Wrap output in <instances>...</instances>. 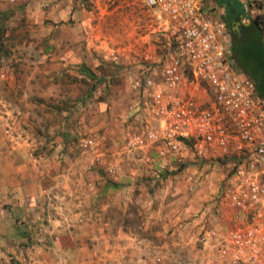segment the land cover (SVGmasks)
Instances as JSON below:
<instances>
[{
    "label": "rangeland",
    "instance_id": "rangeland-1",
    "mask_svg": "<svg viewBox=\"0 0 264 264\" xmlns=\"http://www.w3.org/2000/svg\"><path fill=\"white\" fill-rule=\"evenodd\" d=\"M8 2L5 10L0 11V23L4 30L0 33V92L12 99L7 102L0 100V110L12 108L14 113L3 127V119H0V127L7 136L4 128L8 123L11 124L14 136L12 139L21 141L20 154L26 156L50 157V153H54L53 157L67 169L69 165L64 157L72 158L78 152L84 157L94 158L99 174L97 191L90 188L91 184L87 179L81 185L70 184L66 196L60 199L62 203L59 202L66 213L73 215L74 223L96 222L103 232L113 234V238L108 241L98 240L95 251L99 258L92 264H142L138 260V253L143 254L145 264H201V253L197 251L203 247L198 243L203 244L208 237L212 239L211 247L221 263L243 264L234 256L232 244H228L226 251H223L222 234L231 229V220L230 227L226 229L215 223L208 230V235L204 226L195 248L190 244H175L187 235L186 223L191 216L199 217L201 225H208V217L219 213L217 190L220 184L216 174L226 173L230 167L216 164L207 166L206 171L198 173L204 168V165H198L195 166L196 173L194 166H188L183 161L186 156L177 155L173 158L175 163L171 164L160 159L155 144L138 146L134 143L137 136L147 126L155 128L157 122L153 116L137 108L136 94H131L129 101L122 89L119 90L113 83L115 80L120 82L119 69L122 67L125 72L131 73L141 70L140 56L148 48L140 51L142 41L139 37L148 35L152 44L158 46V50L165 51L168 40L164 35L160 12L146 6L143 0L66 1L65 7L68 9L80 8L84 14L89 12L93 15L91 25L102 36L103 45L109 44L114 48L130 45L133 48L126 57L131 63L126 61L124 66L109 65V59L101 55L98 59L100 63L92 66L98 68L97 78L87 63L81 64L78 69H61L56 64L57 59H51L54 54L45 57L44 53L49 51L48 32L51 34L59 28L57 21L51 23L52 19L49 18L51 14H57L59 8L56 5L51 7L46 0ZM72 22V19L64 21V26L67 28ZM64 26L61 28H65ZM55 34L54 42L57 41V33ZM142 44L147 46V43ZM11 63L15 65L11 70L16 94H10L14 90L5 83V78L9 75L6 65ZM139 63V69L135 68ZM111 67L116 73L108 77V81L114 80L110 81L109 86L104 75L108 74ZM46 78H51L52 84H47L44 81ZM28 79L31 81L27 82ZM95 89H98L97 98L93 94ZM108 94V102L115 98L111 102L113 117L109 113L106 99ZM48 108L52 111V116H42L41 112ZM22 111L32 112L33 117L26 123L21 121L18 124ZM61 113L65 115L61 116ZM91 115L96 117L92 131L88 124ZM81 117L83 121L79 123ZM60 124H63V128ZM49 125H54L56 133L48 129ZM57 142L65 143L66 147L53 152L54 146L51 145ZM210 169L213 174L209 181L205 179V175L211 174ZM185 189L198 197L209 194L206 199L202 197L190 202V197L185 196ZM192 205L197 208L193 212ZM31 242L29 245L26 242L19 243L18 247L23 255L25 252L40 254L52 247L51 243L40 241L36 237ZM91 242L88 239L84 244L71 247H75V252H81L80 248L85 245L88 250L91 249ZM108 242L112 245L109 246Z\"/></svg>",
    "mask_w": 264,
    "mask_h": 264
},
{
    "label": "built area",
    "instance_id": "built-area-1",
    "mask_svg": "<svg viewBox=\"0 0 264 264\" xmlns=\"http://www.w3.org/2000/svg\"><path fill=\"white\" fill-rule=\"evenodd\" d=\"M143 2L160 12L168 46L160 54L143 52L141 73H127L137 108L157 122L134 143L155 144L164 160L188 150L199 163L229 166L217 190V210L223 204L232 209V227L221 238L223 251L232 244L239 262L260 264L264 260V100L254 80L236 66L227 24L206 8L204 0ZM243 2L247 14L257 20L264 43V0ZM4 132L14 137L10 123Z\"/></svg>",
    "mask_w": 264,
    "mask_h": 264
},
{
    "label": "crops",
    "instance_id": "crops-1",
    "mask_svg": "<svg viewBox=\"0 0 264 264\" xmlns=\"http://www.w3.org/2000/svg\"><path fill=\"white\" fill-rule=\"evenodd\" d=\"M8 1L9 0H0V11L5 10L6 5L9 4ZM46 1L51 7L56 5L57 8H59L55 16L52 14L49 16V18L52 19L51 23L57 21L59 28L56 32H52L51 34L50 31L48 32L50 40L47 48L49 51L47 54L44 53L45 57L54 54L51 59H57L56 64H58V68L65 69L73 67L74 69H78L81 64L87 63V65H90L89 68H91L97 75L99 74L98 68L92 66L94 63H100L98 59H100L99 57L101 55H103L104 58L109 59L107 60L109 65L120 64L124 66L126 61L127 63H131L126 57L129 56L130 51H132L133 48L130 45L120 48H114L109 44L103 45L104 40L102 39V36L96 33L91 25L93 15H90L89 12H85L84 14L82 11L83 9L80 8L73 10L68 9V7H65L67 0ZM204 2L206 8L212 9L213 13L227 24L230 33V51L232 57L239 71L250 76L241 67L237 60V56L234 52L233 35L240 37L244 33V36L246 38L248 37V43L252 39V33L256 32L255 37L263 43L258 25V29L254 28V31L248 32L257 20L251 18L247 14L243 0H204ZM69 19H72L73 22L72 24L67 25L66 28V26H64V21H69ZM236 21L239 22V33L232 29V26ZM61 26H64L65 28H61ZM55 33H57L56 42L53 40V37L56 36ZM139 39L142 41L141 44L147 43V46L144 44L139 45L140 51H142V49L144 50V48H148L146 51H157L158 54H160L161 51L158 50V46L155 43L152 44L148 35L139 37ZM156 41H158V39H156ZM14 66L13 63L6 65L7 70H9V75L5 78L7 79L5 83H7L9 88L14 90L10 91V94L12 92L16 94L15 81L11 70ZM139 67L140 63L139 65H136L135 68L139 69ZM116 69H118V67H116ZM124 70L125 68L123 69V67L121 70L119 69V76L121 78L120 82L117 80L108 81V77L116 73L112 67L108 71V74L104 75V78L107 79L106 82L109 86H111L110 81H114L113 83L115 86L119 87V90L121 88L123 95L130 101L129 98L131 94L134 95L136 93L130 87V82L126 77L128 72H125ZM136 71L137 72H134L133 74L138 76L141 73V70ZM96 77L98 78V75ZM29 81L31 80L28 79L27 82ZM44 81L47 84H52L51 78H46ZM93 94L94 97L97 98L98 89H95ZM109 97L110 95L108 94L106 96L107 102ZM11 99L12 98L9 95L7 96V94H2L0 92V100L7 102ZM113 100L112 98L110 99L111 102ZM111 102H108L110 109L109 113H111L110 117H113L114 114ZM93 111L96 112L95 110ZM22 112L18 124L21 123V121L26 123V121H29V119L33 117V114L30 111ZM13 113L12 108H4L0 110V119H3L2 127L6 124L7 120H11L10 118ZM41 114L42 116L49 117L52 116V111L48 108L43 110ZM63 115L65 114L61 113V116ZM82 119V117L81 119L79 118L78 122L82 123ZM94 119H96L95 115H91L89 118L88 124L90 131L93 129ZM28 125L31 127L30 124ZM60 127L63 128V124H60ZM48 129L51 131L54 130V133H56L54 125H49ZM20 145H22L21 141L18 142L5 136L0 127V264H92V262H95L99 258L98 253L95 251L98 240L105 239L108 241V239L113 238V234L109 235L108 233L103 232V229H100L96 222L91 223L88 221H81L80 223H74L73 215L66 213V211L63 210L64 208L59 205V202H61L60 199L62 197L64 198L66 196L65 193L70 184L81 185L82 183L84 184L87 179L90 181V188H93L95 192L97 191V179L99 174L97 165L93 161L94 158H92V156L84 157L78 152L75 153L72 158H66L69 159L68 161L64 157L67 165H69V169H67L61 165V161H58V159L53 157L54 153H50V157L34 155L26 156L20 154ZM51 146H54L53 152L59 151L62 147H66L65 143L62 142H57L55 145ZM66 149H69V147ZM181 155L186 156L183 161H186L188 166H194L196 173L197 167L195 166L204 165L203 170L198 173H203V171L208 169V164L197 162L188 150L182 151ZM173 157L169 156L165 158L164 161L171 164L175 163ZM210 172L211 174L209 173V177L213 174L211 169ZM216 175L221 186L223 184L222 179L225 173L217 172ZM113 181H115V178ZM112 184L115 185V183ZM208 194H203V196L198 197L197 195H194V193L185 189V196L190 197V202H195L197 199H202V197L203 199H206ZM191 209L193 212L197 208L192 205ZM231 215L232 209L223 204L219 213L208 217V225L204 223L201 225V219L199 217L193 218L191 216L186 223L188 226L187 235L182 241L179 239L175 244L183 245V243H185L190 244L192 248H195L198 236L200 232H202L201 230L204 231V226H206L205 233L207 235L209 234L208 230L211 229L215 223L220 225L221 228L226 229L230 227ZM35 237L40 241L51 243V250L58 251L48 250L43 251L40 254H28L25 252V255H23L22 250L18 247L19 243L21 242L24 244L26 242L28 245L30 243L32 244L31 241L34 240ZM88 239L92 241V247L89 250L86 245L80 248L81 252H75V247H71L76 244H84L83 242ZM211 241L212 239L208 237L207 241L203 244L198 243V245L203 247V249L197 251V253H201V259L199 260L200 263L223 264L218 260V257L215 256L216 253L211 247ZM108 243L109 246L112 245L110 242ZM131 254L133 255V253ZM137 256L139 258L138 260L141 261L142 264H145L143 254L138 253ZM260 264H264V260H262Z\"/></svg>",
    "mask_w": 264,
    "mask_h": 264
},
{
    "label": "trees",
    "instance_id": "trees-1",
    "mask_svg": "<svg viewBox=\"0 0 264 264\" xmlns=\"http://www.w3.org/2000/svg\"><path fill=\"white\" fill-rule=\"evenodd\" d=\"M258 22L250 31L257 28ZM4 31L0 23V33ZM256 32L252 33V39L247 43L248 37L243 35L236 37L233 35L234 52L241 67L253 78L257 93L264 99V44L256 37ZM168 46V42L166 43ZM167 46L165 48H167ZM87 72L94 75L90 70Z\"/></svg>",
    "mask_w": 264,
    "mask_h": 264
},
{
    "label": "water",
    "instance_id": "water-1",
    "mask_svg": "<svg viewBox=\"0 0 264 264\" xmlns=\"http://www.w3.org/2000/svg\"><path fill=\"white\" fill-rule=\"evenodd\" d=\"M232 29H233V30H236V31L239 33V32H240V31H239V22L236 21V22L234 23V25L232 26Z\"/></svg>",
    "mask_w": 264,
    "mask_h": 264
}]
</instances>
